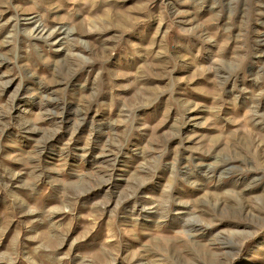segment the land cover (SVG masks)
Returning a JSON list of instances; mask_svg holds the SVG:
<instances>
[{
  "label": "rangeland",
  "instance_id": "1",
  "mask_svg": "<svg viewBox=\"0 0 264 264\" xmlns=\"http://www.w3.org/2000/svg\"><path fill=\"white\" fill-rule=\"evenodd\" d=\"M0 264H264V0H0Z\"/></svg>",
  "mask_w": 264,
  "mask_h": 264
},
{
  "label": "bare ground",
  "instance_id": "2",
  "mask_svg": "<svg viewBox=\"0 0 264 264\" xmlns=\"http://www.w3.org/2000/svg\"><path fill=\"white\" fill-rule=\"evenodd\" d=\"M41 29V28H40ZM45 30V29H44Z\"/></svg>",
  "mask_w": 264,
  "mask_h": 264
}]
</instances>
